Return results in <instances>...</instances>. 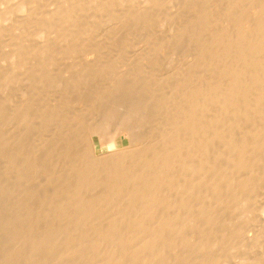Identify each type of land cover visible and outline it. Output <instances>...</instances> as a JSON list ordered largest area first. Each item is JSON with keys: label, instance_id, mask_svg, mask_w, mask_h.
<instances>
[{"label": "bare ground", "instance_id": "1", "mask_svg": "<svg viewBox=\"0 0 264 264\" xmlns=\"http://www.w3.org/2000/svg\"><path fill=\"white\" fill-rule=\"evenodd\" d=\"M2 1H3V3H5L7 5V7L4 6L6 8L3 10H2V8H0V37L5 35L8 32V30H9V32H8L9 36L11 33L14 34V32H15V35L14 36L12 35L13 37L10 39L12 41L10 42V44L8 43L11 46H12L11 43H13V45H15L14 47L12 46L13 48L10 47L12 52L9 56H11L15 61L14 67L15 68L21 67L20 70L23 68L22 67L23 64H28L30 62V60H37L38 58L35 59L36 57H38V56L44 57L43 55H47V54L52 55L53 53L54 54L60 53L63 56L70 57V55L71 56L73 54L77 55L79 53L80 54L81 53H83V54L87 53L89 55V53H91L93 51H95V52L97 51L96 53H99L101 51L103 52L105 50V49H103L104 48L103 43L105 41H108L109 44L107 42H105L104 45L108 44V45H111L113 47H114V45L120 44V50L119 49L118 50L122 51L124 49H127L128 46H131L132 40L134 41V39H136V38H138V39L141 38L142 40H145V41L147 40L148 42L150 41V43H151L150 48L152 50V53L153 52L154 53L160 52L164 49L171 48L174 45H175L174 47H177V46H180V47L183 46L184 47L185 46V48L187 47L189 50L188 53H190V55H192L194 57V59L197 58V60L199 61L198 66L203 67V69H201V68L200 69L205 70L204 72H201V70L199 71L204 76V77L202 76L203 78L201 77V79L199 77L197 78V79L201 80V83L199 85H196L195 88H193V89H189V91L186 90L188 92H184V91L181 92V93H184L182 96L185 95V98H188V99L190 98L192 101L191 103H189V107L187 108V110L182 112L183 114L180 115L181 118L183 117L184 122L178 124L181 128L187 130L189 133V138L186 140V142L183 141L181 145H178L179 144L178 140L182 141L183 136L181 137V139H179V136H172V133H171L170 138H169L170 140H167L166 139L167 135H165V133L168 132V130L164 131L165 130L164 127L160 126L161 128H163L162 131H163L165 136L162 138L161 137L158 138L157 136L152 137L155 140V141L151 140L152 138L150 139L151 141H154V142H151L152 145H148L147 147H145L141 151L138 149L139 154H137L136 157H132L131 161H129L128 165L123 160H122L123 162H121V159H123V154H124L123 152H128L130 149H133V147L130 148V145L133 142L126 147L115 148L110 153L104 152L103 155L96 156L95 159H93V162L96 161L94 163H97L99 165L101 163L102 165H104L103 167H105V165H107L108 172H107V170L104 169L105 172L110 174V177L112 176V177L117 178L116 180L118 181V182L115 181L114 183H112V186L110 189L111 193H109V195L107 193V198H105L106 200H104V201L109 200L113 204L115 202V200H114V198L112 199V197L117 196L120 193V191H118L120 186H121V193H122L123 192L122 185L124 183L127 184L126 182L129 183V181H130V185L128 184L129 186H127V187L129 188L131 186V188H133L134 191L130 190V192H127V193H129L132 198L134 197V199H131V197H129L133 201V202L130 201L131 203H133V205H130V207L128 206L127 208H130L132 210L133 207L137 206L138 208H134V209H136L135 211H137L138 209L141 211V213H139L140 215L137 213V215H134L135 217H133V215L132 216L129 215L130 217H133V218L128 219L127 221L129 222V220H132L134 223L131 221L132 224H130V222H129L128 223L129 227H127L128 229H126V227L124 229H121L120 227L118 228V225L115 224V222L113 221V223L110 225V227L112 226L113 228L111 227L109 230H107V228L103 229L102 227H97V228L94 227V230L92 229L93 231L92 230L89 231L90 229L86 230L89 232H85V231L79 232L80 229H78V228H77L78 229L77 231L76 230L74 231L73 229H72L73 231H70L69 229H66V230H55V229L49 230L48 229L47 230L48 232L47 231H39L40 233L37 232L39 235L38 237L40 238V240L38 242H40L41 244H39L40 246H39L38 251L36 250L38 252L39 256H41V255L44 256L45 254H47V253H45L46 252L45 250H49L48 248L46 249L44 245L47 246V244H49L50 246L49 245L48 246L51 247L52 242L55 239H58L59 237L63 238V240H62V238L59 239V240L63 241V243H61V244H64L65 241L78 240V241L82 242L81 243L82 246H83V243L85 245L86 244L91 245V247L83 248L85 246L84 245L83 247L77 248L74 250L72 248H75V247H72L71 248L72 252H70L71 251L70 249H69V252L66 249L67 252L66 253L63 252V254H61V252H60V254L63 255V256H61V255L60 256L65 258V259L63 258L62 260L58 259L59 258V255H58L59 253H57L58 251L54 252V253H57L58 257L56 259L60 260L59 262L58 261L57 262H53V261L52 262H47V261L42 262L41 261L39 264H167L168 262H183V263L184 262H186V263L187 262L188 263L189 262H216L215 257L209 258V257L205 256V254L202 256L201 255L198 256L196 254L197 253L198 254L205 253L204 250L206 249L207 246H209L206 244V240L209 236H211L210 235L212 233L211 231L217 230V233L219 234V232H220L219 230H221L219 227H221L222 229L227 228L228 223H227V220H225V217H227V215H229V214L234 213L235 207H237V208H238V206L243 207L244 204L247 203V201H249V198L250 199L252 198V195L254 197V192L256 191L258 182L262 181L264 179V114L262 116H260V114H261L260 109L264 107V0H219V2H222V4L225 3V5H226V3H227L230 5L229 9H228V10H230L229 15L227 13L228 12L227 10H226V12L224 11L225 8H224V10L221 9L222 13L219 15L217 14L216 9H214V11H213V8H214L213 6L216 7L215 4H217V3L213 4L214 0H6L5 2H4V0H2ZM1 3H0V5H2ZM221 5L218 4L219 7ZM222 6H224V4ZM226 7H228V6L226 5ZM218 8H217V10H218ZM220 11H218V12H220ZM213 12L214 13L216 12V14H214ZM248 14H249V17H248ZM216 15L218 16V18ZM215 23H219V25L218 24L215 25ZM229 24L232 25V28L234 31L228 30L229 27L227 28V26ZM229 29H231V28H229ZM10 31H12V32H10ZM229 31L233 32L232 35L230 34ZM6 35H8V34H6ZM5 36H3V37L5 38ZM2 40H3V38H2ZM154 40H155V43H154ZM156 40H158L159 43H157L158 41H156ZM129 41H131V42L129 43ZM148 42H145V43H148ZM129 44H131V45H129ZM5 45H7V44H4L3 46H5ZM147 45H149V43ZM117 46H115L116 49L119 47V46L118 47ZM2 47H0V48H2ZM185 48H183V49H185ZM233 48H235V51L237 52L235 56L233 55L235 52L232 53V51H234V50H232ZM4 49H3V51H4ZM174 49H173V51H175ZM98 50H101V51H98ZM110 50H112V49H110ZM144 50H145V48H144ZM185 50H187V49H185ZM0 52H2V49L0 50ZM4 52H6V51H4ZM179 52H181V51H179ZM80 54H79V56L83 55V54L82 55H80ZM136 54H138L137 51H136ZM149 54H151V53H149ZM168 54H170V53H168ZM173 54H174V52H173ZM126 55H127V53H126ZM180 55L183 56V54H179V56ZM232 55L234 56V58H231L229 60L228 58ZM127 56H129V55H127ZM49 57H50V55H49ZM129 57H131V56H129ZM129 57H128V59H129ZM88 58L90 59V57H88ZM185 58H187V57H185ZM3 59H5V57ZM45 59L48 61V58L45 57ZM63 60H64V58H63ZM63 60H61V61H63ZM92 60L95 61L94 59H92ZM189 60H191V59H189ZM40 61H41V63L45 62V61H43V59H40ZM75 61H77V60H75ZM194 61H196V59ZM35 62H37V61H35ZM51 62H53V61H51ZM113 62L115 63L116 61H113ZM97 63L99 64V62H97ZM216 63H217V65H216ZM35 64H37V63H35ZM86 64H88V63H86ZM98 64H97V66H98ZM173 65H174V63H173ZM198 66L196 65V67H198ZM214 66L217 67L218 73L216 72L215 69L213 71ZM1 68L2 67H0V69ZM10 69L11 68H9L8 70H10ZM11 70L15 71L16 69L15 70L11 69ZM8 72L10 73V71H8ZM212 72H214L215 76H216L215 73H217L218 75L220 74L221 76L219 75V77H218V75H217V77L214 78V76L212 75ZM20 75L22 77V74H20ZM20 75H18V76H20ZM177 75H179V74H177ZM180 75H181V73H180ZM198 75L199 74L197 73L196 75L191 76V77L195 78V76H198ZM222 76H224V79H222ZM2 77H3V75L1 76V74H0V78H2ZM5 78H4V81H6ZM217 78H219V80H217ZM11 79L14 80L16 78L14 77V79H13V77H12ZM32 79H33V77H32ZM88 79H89V77H88ZM2 80H3V78H2ZM12 80H10V81H12ZM19 81H21V80H19ZM19 81H17L15 84H17V83L21 84ZM33 81H34V79H33ZM33 81H32V83H33ZM7 82H8V80H7ZM79 82L81 83V81H79ZM84 82L86 83L87 81H84ZM0 83H1V80H0ZM69 83H71V82H69ZM72 84H74V83H72ZM72 84H71V86H72ZM163 84H165V83H163ZM2 85L3 84L1 83V85H0L1 89H3L1 87ZM4 86L7 88L6 84ZM8 86H9V84H8ZM190 86H193V85H190ZM1 89H0V91H1ZM217 89H220V91ZM215 91H216V93L218 91L221 92L219 94V96H218V93L216 95ZM8 92H6L5 94H7ZM0 93H2V92H0ZM5 94L2 93L1 98L3 97L2 95H5ZM6 96H4V98ZM8 96H10L9 93H8ZM107 97H108V94H107ZM192 98H193V100H192ZM3 100H6V98ZM114 100H115V98H114ZM60 101H61V99H60ZM62 102H63V100H62ZM170 102H173V101H170ZM70 103H72V102H70ZM1 104H0V116L3 115V111H4L3 106L5 105V104L4 105H1ZM9 104H11V103H9ZM108 104H109V102H108ZM158 105L160 106V104H158ZM187 105L188 104H186L185 106L187 107ZM79 106H80V104H79ZM160 107H162V105ZM109 108L112 109V107H110V106H109ZM128 108H129V106H128ZM177 109H179V108H177ZM183 109H185V108H183ZM257 109H259V110H257ZM106 110H107V108H106ZM57 111H58V109H57ZM99 111H100V109H99ZM128 111L130 112V110H128ZM111 112L109 113V115H111ZM117 112H118V110H117ZM80 113H82V112H80ZM107 113H108V110H107ZM157 113H158V111H157ZM262 113H263V110H262ZM4 114H5V112H4ZM97 114H98V112H97ZM7 115H8V112H7ZM113 115L114 114H112L111 116H113ZM115 115L117 116V113ZM135 115H138V113ZM144 115H146V114H144ZM81 116H83V115H81ZM93 116H95V115H93ZM99 116H102V115L99 114ZM107 116L108 115H106V117ZM116 116H115V118L117 120L118 118ZM142 116L140 114V117L139 116H137V117H139V119H140ZM180 116H178V117H180ZM47 117H45V118H47ZM137 117H135V118L137 119ZM145 117L146 116H144L143 118H145ZM75 118H77V117H75ZM93 118L95 119V117H93ZM101 118H103V116ZM122 118L125 119L124 115ZM143 118H142V121H146L147 117L145 118V120H143ZM186 118H188V122H187V120H185ZM1 119H2V116H1ZM82 119H84V118L82 117ZM6 120H9L8 117ZM6 120H4V121H6ZM15 120L18 121V118ZM129 120H132V117H131V119L129 118ZM178 120H179V118H178ZM183 120H181V121H183ZM2 121H3V119H2ZM83 121H85V120H83ZM113 121H115V120H113ZM119 121H120V118H119ZM123 121H125V120H123ZM53 122H52V124H53ZM76 122H79V120ZM120 122H119V124L117 123V126L115 124V128L113 127L114 129L110 128L111 129L110 130L109 128H106L107 130L109 129L108 134H106L104 132V130H106V129L103 128L104 130H102V126H101V123L99 121H98V123H100V124H98L99 126L93 125L92 127L87 128L86 129L87 134L85 136L80 137V135L85 134V131L83 130L84 129L83 128L82 132H84V134L79 133V137L77 136V138L75 137L76 138L75 140L73 139L74 142H77L79 147H82V149L80 148L81 151H83V149H84L83 152L80 151L81 155L82 154H83V156L86 155V157H84L86 159L87 156L90 157V155H88L87 154L88 152L87 151L85 152V150L88 149L89 147L96 149L95 136L100 135L102 137V140L103 141L105 140V142H106L109 140H114L115 137L120 133H125L127 131V129H125L126 127L125 128L122 127L120 125L122 122L121 123ZM0 123H1V121H0ZM159 123H161V122H159ZM104 124H105V122L103 123V126H105ZM109 124L112 126L113 123H109ZM166 124L168 125V122ZM130 125H132V124H130ZM147 125H149V124H147ZM164 125H165V123H164ZM178 125H176V124H175V126L172 125L171 127H169V129L172 127H173L172 129H175V128L177 129ZM43 126H44V124H43ZM100 126H101V128H100ZM136 126H138V125L136 124ZM0 127H3V126H0ZM6 128H7V126H6ZM64 128H65V126H64ZM73 128H75V127H71V129H73ZM165 128L168 129V126H165ZM0 129H3V128H0ZM128 131L126 132V134H128ZM159 131H160V129H159ZM159 131H157V132L160 134ZM0 132L2 133V131H0ZM4 132L5 131H3V133ZM129 132H131V130ZM147 132L148 131H146V133ZM1 133H0V157L4 156V153L6 152L5 151L6 150V148H5L6 142L3 140V139H5L4 137H6V136L3 135L4 137L2 138ZM167 134H170V132ZM128 135L130 136L131 134H128ZM161 135H163L162 132H161ZM18 136H19V134H18ZM71 136H72V134H71ZM131 136H130L131 141H133V138L134 139L137 138V137L135 138L133 136H132L133 137L132 138ZM142 137H144V134ZM155 138H157V139H155ZM147 139H149V138H147ZM158 139H160V140H158ZM164 139H166L167 141ZM61 140H63V139H61ZM150 140H148V142L145 141V143H149ZM175 141L178 142V144L176 143L177 145H173L170 143V142L175 143ZM139 142H141V140ZM13 143H16V142L14 141ZM65 145H66V143H65ZM74 145H75V143H74ZM131 146H133V145H131ZM137 146L138 145L136 144V147ZM86 147H88V148H86ZM67 148L65 150H67ZM52 152H54V151H52ZM132 153L133 152L131 151V155H133ZM125 155L126 154H124V156ZM71 156H73V155H71ZM93 156H95V155H93ZM5 158L1 157V159H5ZM92 158H94V157H92ZM92 158H90V159H92ZM190 159H194V163L192 162L193 160H191V162L193 164L190 162ZM16 163H17V161H16ZM1 164L2 163L0 162V166L5 168V166L1 165ZM3 164L6 165L7 163H3ZM86 164H88L87 160H86ZM134 164L144 165L142 168L143 169L145 168L146 170L143 172L142 171L135 172L134 171L135 168L133 170L130 169V168L134 167ZM176 165H178L177 167L179 168L180 177L182 174H184L186 172H192L194 174L195 177L194 176L193 177L195 178L196 183L198 184V186L199 185L202 186L201 188H197L198 190H201V189L204 190L205 187H203V185L207 186V188H208V184L210 183V186H209L210 190L209 191L211 193H210V195H208L209 197L207 196L206 193H205V195H206L205 196L203 194V192L202 193L198 192V196H196L197 198H195L196 199V201H195L196 205L198 204L197 213L195 215L189 217V218H187L188 217L187 215H186L187 217H184L185 214L183 215V217H181L182 215L181 216L179 215L180 217L176 216L175 219H178V218L179 219L180 218L186 219L187 218V220L189 221V226H190L189 229H186L184 227L185 229H183V230L182 229L181 230H178V229L169 230V229H171L172 225L170 223L167 225L166 221H164V220H166V218L169 219L168 218L169 215L168 216L165 215V219H163L164 216L162 219H161V217L159 218L160 225H157V228H153V226L155 227V225H153L151 229L148 227H144V228H148V229H143L142 228L143 226H146V225L148 226V223H146L147 221L145 219L155 218L151 212L155 209L154 206L157 204V202L160 201L158 196H160V195L162 196V194H164L162 192L164 187L173 188L174 190H175V188L176 189L178 188V186H179L178 181L179 180L177 181V180H175V178L171 177V175H173V173H171L169 175L172 168H173V171H175L174 167ZM16 166H19V165L15 164V167ZM150 167L153 169L152 173L148 172L149 171L148 169ZM140 168L141 167L139 165V168H137V170H139ZM0 169H2V168H0ZM71 169H73V168H71ZM2 170H6V169H2ZM2 170H0V171H2ZM9 171H11V170H9ZM92 171H94V170H92ZM57 172H59V171H57ZM88 172L86 173L87 176L82 175L81 178L79 177L80 179H82V180L79 179L80 183L87 178L93 179V177H94V180L96 179L98 181L99 178L97 176L92 177V175L95 173L89 174ZM23 173H25V172H23ZM88 174H89V176L91 175V177H89ZM0 175L5 176V174L3 172ZM100 175L102 176V173ZM98 176H99V173H98ZM2 178H4V177H2ZM7 179L8 178L6 177V180ZM16 179H17V177H16ZM105 179H107V178H105ZM177 179H179V176ZM113 180H115V179H113ZM0 181H2V179H0ZM111 181H112V179H111ZM20 182H22V181H20ZM89 182H90V180H89ZM108 182H110V180H108ZM188 182H190V181H188ZM6 183H7V181H6ZM107 185L109 186V184H107ZM161 185H163V186H161ZM186 185H187L186 187H188V184H186ZM117 187H119V188L117 189ZM28 188H29V186H28ZM76 188L79 189V186H77ZM76 188L74 190H76ZM193 188L195 189V187H193ZM207 188L205 190H207V193H208L209 191ZM108 190H109V188H108ZM189 190H191V189L189 188ZM78 192L79 191H77V193ZM29 193L31 194V192H29ZM71 193H72V191H71ZM100 193H102V192H100ZM167 193H168V191H167ZM184 193L185 192H183V194ZM129 194H128V196H129ZM177 194H178V192H177ZM187 194H188V192H187ZM101 196H102V194H101ZM161 196H160V198H161ZM72 197L74 198V196H72ZM129 198H128V200H129ZM13 200H15V199H13ZM113 200H114V202H112ZM124 200H125V198H124ZM128 200H126V201H128ZM206 200L210 201L209 203L207 202L208 205H206ZM137 201H140V202L138 203ZM184 202H188V201H184ZM88 203H90V202H88ZM93 203H95V202H93ZM117 204H119V203H117ZM126 204H129V203H126ZM126 204H124V205L122 204V205L126 207L127 206ZM137 204H139V205H137ZM158 204H157V206L160 205V204L159 205ZM163 204H164V202H163ZM185 204L187 206V203H185ZM83 206H84V208H87V206L86 207H85V205H83ZM93 206H90L92 208V210L89 209L90 207L87 208V209H89L88 211L91 210L89 213H87V214H89V215H87V218H89V216H91L90 217L91 219L96 218L97 214L99 212H101V210H102L101 208H99L100 209V211H99L98 208H94ZM191 206L194 209L193 202H192ZM253 207H255V206H253ZM102 208H104V207H102ZM127 208H125L126 211L127 210L130 211V209H127ZM168 208H169V206H168ZM123 209L124 208H121V211ZM112 211H114V210H112ZM132 212H134V211L132 210ZM125 214H127V213H125ZM134 214H136V212H134ZM58 215H60V214H58ZM103 215H105V214H103ZM3 216H4V214H3ZM123 217H126V215H124ZM123 217L121 216V219H126ZM87 218H86V220H87ZM237 218L239 220L241 219V218H239V216H237ZM113 219L115 220L114 217H113ZM118 219L119 218H117V220ZM184 219H182V220H184ZM58 221H59V219H58ZM150 221H148V222H150ZM228 221H229V219H228ZM185 222H187V221H185ZM152 223H149V226H151ZM229 224H230V222H229ZM77 225H79V224H77ZM102 225L104 226V224H101V226ZM121 225H124V224L121 223ZM62 226H61V228H62ZM86 228H87V226H86ZM246 230H247V228H246ZM242 231L244 232V229ZM213 233H216V231ZM220 234H221V232H220ZM220 234H219V236H220ZM39 238H37V239H39ZM59 240L57 241L58 244H59ZM96 240L99 241L98 244H96L97 243ZM62 241H60V242H62ZM242 241H243V239H242ZM55 242L56 241H54L53 244L56 246L57 243L55 244ZM102 242H108L111 245H107L108 243L107 244L104 243V244H106V245H104ZM207 242H208V240H207ZM159 243H161V244H159ZM242 243H244V242H242ZM42 244H43V246H42ZM61 244H59V247ZM79 244H78V247L81 246ZM163 244H166V245H163ZM162 245H163V247H162ZM177 245L183 247V248H181L183 251L181 250L179 252L176 249V247H178ZM36 246H38V244H36ZM55 246H52V249L53 248L59 249L58 247H55ZM63 246L64 245H62V250H63ZM69 246L70 245L68 244V247H65V248H69ZM71 246H73V245H71ZM76 247H77V244H76ZM50 250H51V248H50ZM50 250H49L48 254H50L52 252ZM91 251L96 252V254H97V260L96 261H93L91 259V258H94L96 256L95 255L94 257H92L91 254H93V252H91ZM17 254L18 253H16V255ZM89 254H90L91 258L88 257ZM11 256L13 257V254ZM7 257H8V255H7ZM43 258H41L40 260H42ZM34 261H35V259H34ZM73 261H75V262H73ZM186 263H184V264H186Z\"/></svg>", "mask_w": 264, "mask_h": 264}, {"label": "rangeland", "instance_id": "2", "mask_svg": "<svg viewBox=\"0 0 264 264\" xmlns=\"http://www.w3.org/2000/svg\"><path fill=\"white\" fill-rule=\"evenodd\" d=\"M5 1L6 0H4V2ZM216 1L214 0V3H213V4L217 3V4H215L216 7L213 6L214 7L213 11H214V9H216L217 14L219 15L222 13V10H224V8H225L224 11L226 12V10H227L228 11L227 13L229 15L230 10H228V9H229L230 5L226 3V5L228 6V7H226L225 3H223L224 6H222L223 5L222 2H219V0H216ZM0 3L2 4V5H0L1 6L0 8H2V10L7 7V5L5 3H3L2 0H0ZM218 4L219 5L222 4V5L219 7ZM4 6H6V7H4ZM217 8H218V10H217ZM219 9L220 10L222 9V10L220 11ZM218 11H220V12H218ZM214 14H216V12ZM248 17H249V14H248ZM217 18H218V16H217ZM216 24L219 25V23H215V25ZM228 27L231 29H229ZM227 28H228V30L234 31L232 28V25H230V24L227 26ZM8 32H9V30H8ZM8 32L7 33L5 32L8 35H6L5 33L4 34L6 36L3 35V36H5V38L3 36L0 37V39H1L0 40V47H2L4 44H7V45L3 46L2 48H0V50L2 49V52H0V54H1L0 55V67H2L0 69V74H1V76L3 75V77H2L3 80H2V78H0L1 83L3 84L1 86L3 89L0 88L1 89L0 92L5 94L6 92L9 91L8 93L10 95V96H8V93L5 95H2L3 99L6 98V100H3L1 98L2 93H0V98H1L0 104L1 103H2L1 105L5 104L3 106V108H4L3 115H1L2 119H3V121L6 120L7 117L9 119V120H6L3 122L1 119V116H0V121H1L0 126H3L0 128L4 129V130L0 129V131H2V133H3V131H5L4 132L5 134L4 133L2 134L1 132L0 133L2 135V138L4 136H6V137H4L5 139H3L6 142L5 143V148H6L5 151L6 152L4 151L5 152L4 156L6 158L4 156H1L2 158H5V159H1V157H0V159H1L0 162L2 163L1 165L5 166V168H3L1 166H0V168L6 169V170L0 169V170H2V171H0V174H2V172L5 174V176L0 175V179H2V181H0L1 182L0 183L1 184L0 185V188H1L0 189V211H1L0 212V264H36V263L39 264L41 261L42 262H46V261L47 262H52V261L53 262H57V261L59 262L60 260H58V259L62 260L64 258V257H61V256H63V255H61V254H63V252L64 253H66L67 251L69 252V249L71 250L72 247H75V248H72L73 250L77 249V248H81L85 244L83 243V246H82V244H81L82 242L78 241V240H74V241H65L64 240L66 243L64 242V244H61V243H63V241H62L63 238L59 237L58 239L54 240V241H56L55 244L57 243L56 246L53 244L54 241L51 244L52 246L58 247L59 249H57V248L52 249V246L49 247L50 246L49 244H47V246L44 245L46 249L48 248L50 250V248H51L50 251H52L51 253L53 255L51 253L48 254L49 250H45L46 251L45 253H47V254H45L44 256H42V255L39 256V254L37 252L39 249V246H40L39 244H41L40 242H38L40 240V238L38 237L39 236L38 233H40L39 231H47L48 229L49 230H54V229L55 230H66V229H69L70 231H73V230L77 231L78 229H80L79 232H81V231L89 232L92 229L94 230V227H96V228L102 227L103 229L107 228V230H109L112 227V226L110 227V225L113 223V221L115 222V224L118 225V228L120 227L121 229H124L126 227V229H128L127 228V227H129L128 223L130 222V224H132L131 223L132 220H129V222L127 220L135 217L134 215H137V213L138 214L141 213V211L139 209L137 211H135L136 209H134V208H138L137 206L133 207V208L131 207L132 210L134 212H136V214H134V212H132V210L130 208H127L128 206L130 207V205H133V203H131L130 201H132L131 199H134V197L132 198L130 196V194L127 193V192H130V190L134 191L133 188H131V186L129 187L130 189L127 187L130 185V181H129V183L126 182L127 184L124 183L122 185V190H123L122 193H121V186H120V188L117 187V189L119 188L118 191H120V193L117 196L112 197V199L114 198V200H115V202H114V200L112 202H114L115 204L114 203L112 204L109 200L104 201V200H106L105 198H107V193H108V195H109V193H111L110 189H111L112 183H114L115 181L116 182H118V181L116 180L117 178L112 177V176H111L112 177L111 178L110 174L105 172V170H107V172H108L107 165H105V167H103L104 165H102L101 163H100V165L97 163H94L96 161L93 162V159H95L96 156L103 155L104 152L110 153L115 148H123V147H126L133 142L131 144L133 146L130 145V148L133 147V149H130L128 152H123L126 155L124 156V154H123V159H121V162L124 161L128 165L129 161H131V158L136 157L137 154H139V150L141 151L142 149H144L148 145H152L151 142L155 141L152 137L157 136L158 138H160V137L162 138L165 135H167L166 139L170 140L169 138H170V135L172 133V136H179V139H181V137L183 136L182 137L183 139H182V141L178 140L179 144L177 141H175V143L170 142L171 144L181 145L183 141L186 142V140L189 138V133L187 130L181 128L178 124L184 122L183 117L181 118L180 115L183 114L182 112L187 110V108L189 107V103H191L192 101L190 98L189 99L185 98V95L182 96L184 93H181V92H183V91L188 92L189 89H193V88H195L196 85H199L201 83L200 79L203 76V74L201 72H204L205 70H201V69H203V67L198 66L199 61L197 60V58H195L197 62L194 61L195 59L192 55H190V53H188L189 50L187 47L185 48V46L184 47L182 46L183 48L187 49V50H185L180 46L174 47L175 46L174 45L171 48H167V49L160 51L161 53L160 52H156V53L153 52L152 53V50L150 48L151 47L150 41L148 42L147 40L145 41V40H142L141 38L140 39L136 38V39H134V41L132 40V42L129 41V43L131 42L132 45L131 44H129L131 46L127 45L128 48L126 47L127 49H124L126 52L122 49H121L122 51H119L120 50V44H117L119 47L117 45H114V47L115 46L118 47L116 49V47L114 48L113 46L108 45L109 44L108 41H105L108 43L107 44L108 46L106 44H105L106 46L104 45L105 42L103 43L104 48L103 47L102 48L105 49L103 52L101 50H98V51H101L99 53H96L97 51L96 52L93 51L94 53L91 52V53H89V55L87 53H85V54L79 53L80 55L83 54L82 56H79V54L76 53L77 55L73 54L74 56L70 55V57L63 56L60 53L59 54L53 53L52 55L47 54V55H43L44 57H41V56L36 57L35 59L38 58L37 60H30L29 63L27 62L28 64H23V66H22L23 70L22 69L20 70L21 67H19V68L14 67L15 61L11 56H9L12 52L10 47L15 46V45H13V43H11L12 46L9 45L10 42L12 41L10 39L15 35V32H14V34L11 33L10 36H9ZM10 32H12V31H10ZM232 33L233 32H230L231 35H232ZM2 38H3V40H2ZM156 41H158V40H156ZM135 42L136 43L138 42V43L136 44ZM145 42H148L149 45H147L148 43H145ZM154 43H155V40H154ZM157 43H159V41ZM144 48H145V50H144ZM172 48L173 49L175 48L174 49L175 51H173ZM3 49L6 52H4ZM110 49H112V50H110ZM232 50H234V51H232V53L235 52L233 54L235 56L237 53L235 51V48H233ZM136 51L138 54H136ZM179 51H181V52H179ZM173 52H174V54H173ZM126 53H127V55H129L131 57L127 56ZM149 53H151V54H149ZM168 53H170V54H168ZM178 53L183 54V56H181V55L179 56ZM49 55H50V57H49ZM232 56H230L228 59L230 60L231 58H234V56L233 57ZM2 57L3 58L5 57V59H3ZM45 57L48 58V61L45 59ZM88 57H90V59ZM128 57H129V59H128ZM185 57H187V58H185ZM63 58H64V60H63ZM40 59H43V61H45V60L46 61L41 63ZM92 59H94L95 61H93ZM189 59H191V60H189ZM61 60H63V61H61ZM75 60H77V61H75ZM35 61H37V62H35ZM51 61H53V62H51ZM113 61H116V62L114 63ZM97 62H99V64ZM35 63H37V64H35ZM86 63H88V64H86ZM173 63H174V65H173ZM97 64H98V66H97ZM196 65L199 68L196 67ZM216 65H217V63H216ZM9 68H11L13 70L16 69V70L15 71H12L11 69L8 70ZM214 69L218 73L217 67L214 66L213 71H214ZM200 70H201V72H199ZM8 71H10V73ZM180 73H181V75H180ZM195 73L196 74L198 73L199 75L195 76V78H192L191 76L196 75ZM217 73H215L216 74V76H215L214 72H212V75L214 76V78L217 77V75H218ZM20 74H22V77ZM177 74H179L180 76ZM18 75H20V76H18ZM219 75H218V77H219ZM12 77H13V79H14V77L16 79L12 80L11 79ZM32 77H33L34 81H33ZM88 77H89V79H88ZM198 77L200 79H197ZM4 78L6 79V81H4ZM222 79H224V76H222ZM7 80H8V82H7ZM10 80H12V81H10ZM19 80H21V81H19ZM78 80L81 81V83ZM83 80L87 81V82L85 83ZM217 80H219V78H217ZM17 81H19L21 84H19V83H17L18 85L15 84ZM32 81H33V83H32ZM69 82H71V83H69ZM1 83H0V85H1ZM7 83L9 84V86ZM72 83H74V84H72ZM163 83H165V84H163ZM5 84H6L7 88L4 86ZM71 84H72V86H71ZM190 85H193V86H190ZM186 90H188V91H186ZM217 90L220 91V89H217ZM216 91H215V93H216ZM219 91L217 92L218 96L221 93ZM106 93L108 94V97H107ZM217 93H216V95H217ZM4 96H6V97L4 98ZM114 98H115V100H114ZM60 99H61V101H60ZM62 100H63V102H62ZM192 100H193V98H192ZM170 101H173V102H170ZM70 102H72V103H70ZM108 102H109V104H108ZM9 103H11V104H9ZM79 104H80V106H79ZM158 104H160V106L162 105V107H160ZM186 104H188L187 107L185 106ZM109 106L112 107V109H110ZM128 106H129V108H128ZM182 107L185 109H183ZM106 108L108 110V113H107ZM177 108H179V109H177ZM57 109H58V111H57ZM99 109H100V111H99ZM261 109L263 110V113H262ZM261 109H260V112H261L260 116H262L264 114V107ZM117 110H118V112H117ZM128 110H130V112ZM257 110H259V109H257ZM157 111H158V113H157ZM4 112H5V114H4ZM7 112H8V115H7ZM80 112H82V113H80ZM97 112H98V114H97ZM110 112H111V115L114 114L113 115L114 117L109 115ZM136 112L138 113V115H135V114H137ZM116 113H117V116L115 115ZM99 114L102 115L103 118H101L102 116H99ZM140 114H141V116L142 115L143 116L139 119ZM144 114H146V115H144ZM43 115L45 117H47V116L48 117L45 118ZM81 115H83V116H81ZM93 115H95V116H93ZM106 115H108V116L106 117ZM123 115H124L125 119L122 118ZM74 116L77 118H75ZM115 116L118 118L117 120H116ZM137 116H139V117H137ZM144 116L147 117V118L145 117L146 121H142V118ZM178 116H180V117H178ZM82 117L84 119H82ZM93 117H95V119ZM131 117H132V120H129V118L131 119ZM135 117H137V119ZM17 118H18V121L15 120ZM119 118H120V121L121 120L122 121L125 120V121H123V122L121 121L122 122L121 123L119 121ZM145 118H143V120H145ZM178 118H179V120H178ZM112 119L115 121H113ZM78 120H79V122H76ZM83 120H85V121H83ZM181 120H183V121H181ZM185 120H187V122H188V118H186ZM98 121L101 123L102 130H104L106 128L114 129L115 124L117 126V123L119 124V122H120L121 123L120 125L124 128L126 127L125 129H127V131L129 129L131 130V132H129L130 130L128 131V134H131L133 137H135V138L137 137V138L134 139L130 135L133 138V141H131L130 136L128 134H126L127 131L125 133L118 134L114 140H109L106 142H105V140L104 141L102 140V137L100 135L95 136L96 149H93L91 147H89V148L86 147L88 149H86L85 152L87 151L88 152L87 154L90 155V157L87 156V158L85 159L84 157H86V155L85 154H84L85 156H83V154L81 155V152H83L84 149H83V151H81L80 148L82 149V147H79L77 142H74V140L77 138V136L79 137V133L84 134V132H82L83 130L85 131V134L80 135V137L85 136L87 134L86 129L92 127L93 125L97 126L98 124H100V123H98ZM52 122H53V124H52ZM104 122H105V124H104L105 126H103ZM159 122H161V123H159ZM167 122H168V125L166 124ZM109 123H113L112 126ZM164 123H165V125H164ZM43 124H44V126H43ZM130 124H132V125H130ZM136 124L138 126H136ZM147 124H149V125H147ZM175 124L178 125L177 129L176 128L172 129L173 127L169 129V127H171L172 125L175 126ZM6 126H7V128H6ZM64 126H65V128H64ZM101 126H100V128H101ZM160 126L164 127V129H165L164 131L168 130V132H166L165 135L162 131L163 128H161ZM165 126H168V129H166L167 127L165 128ZM71 127H75V128L71 129ZM159 129H160V131H159ZM108 130L106 129V130H104V132L106 134H108V132H109ZM146 131H148V132L146 133ZM157 131H159L160 134ZM161 132L163 135H161ZM169 132H170V134H167ZM18 134H19V136H18ZM71 134H72V136H71ZM143 134H144V137H142ZM147 138H149V139H147ZM61 139H63V140H61ZM68 139L69 140L71 139L72 141L71 140L69 141ZM150 139L154 140V141H151ZM155 139H157V138H155ZM166 139H164V140H166ZM140 140H141V142H139ZM148 140H150V142H149L150 144L145 143V141L148 142ZM158 140H160V139H158ZM12 141L13 142L15 141L16 143H13ZM65 143H66V145H65ZM74 143H75V145H74ZM136 144L138 145L137 147H136ZM66 148H67V150H65ZM52 151H54V152H52ZM131 151L133 152L132 153L133 155H131ZM71 155H73V156H71ZM93 155H95V156H93ZM91 156L94 158H92ZM90 158H92V159H90ZM86 160H87L88 164H86ZM191 160H193L192 162L194 163V159H190V162H191ZM16 161H17V163H16ZM3 163H7V164L5 165ZM15 164H17L19 166L15 167ZM139 165L141 168L139 170H137V168H139ZM143 166L144 165H141V164H137V165L134 164V167H132L130 169L133 170L135 168V170H134L135 172H139V171L143 172L146 170L145 168L144 169L142 168ZM177 166L178 165H176L174 167L175 171H173V168H172L169 175L171 173H173V175H171V177L175 178V180H177V181L179 180L178 181V183H179L178 188L177 189L175 188V190H174L173 188L164 187V189L162 191L164 194H162V196L160 195L161 198H160V196H158L159 200L160 201L162 200L161 201L162 203L160 201H158L157 204L159 203L160 205L158 204L159 206H157V204H156L154 206V208L156 210L154 209L151 212L155 218L145 219L147 221L146 223H148V226L147 225L143 226L142 227L143 229H148V228L151 229L153 225H155V227L153 226V228H157V225H160L159 218L161 217V219H162L164 216L163 219H165V215L166 216L169 215L168 216L169 219L166 218V220H164V221H166V224L168 225L170 223L172 225L171 229H169V230H174V229L175 230L176 229H178V230L182 229L183 230L185 228L189 229L190 226H189V221L187 220V218H189V217H191L197 213L198 204L196 205V202H195L196 199L195 198H197L196 196H198V192H201V193L203 192L204 195L206 193L207 196L210 195V193H211L209 191L210 190V187H209L210 183L208 184V188H207V186L203 185V187H205V189L206 188L208 189L209 194L207 193V190H205V189L204 190L206 192L203 189L198 190L197 188H201L202 186H200V185L198 186V184L196 183V180L194 178L195 177L194 174L192 172H186V173L182 174L180 177L179 168ZM70 167L73 169H71ZM9 170H11V171H9ZM92 170H94V171H92ZM148 170H149L148 171L149 173L153 172V169L151 167ZM57 171H59V172H57ZM23 172H25V173H23ZM87 172L89 174L95 173L92 175V177L97 176L99 178L98 181L99 180L100 181L98 182L96 179L94 180V177H93V179L87 178V179H85L86 181L84 180L85 182L82 181L83 183L82 182L80 183V180H82V179H80L81 176L82 175L87 176V174H86ZM100 172L102 173V176L100 175L101 174ZM98 173H99V176H98ZM89 174H88V176H89ZM15 176L17 177V179ZM178 176H179V179H177ZM2 177H4V178H2ZM6 177L9 180L8 179L6 180ZM89 177H91V175ZM105 178H107V179H105ZM111 179H112V181H111ZM113 179H115V180H113ZM89 180H90V182H89ZM108 180H110V182H108ZM6 181H7V183H6ZM20 181H22V182H20ZM188 181H190V182H188ZM107 184H109V186ZM186 184H188V187L191 190H189V188L186 187L187 186ZM28 186H29V188H28ZM77 186H79V189L76 188ZM161 186H163V185H161ZM193 187H195V189ZM75 188H76V190H74ZM108 188H109V190H108ZM71 191H72V193H71ZM77 191H79V192L77 193ZM167 191H168V193H167ZM29 192H31V194ZM100 192H102V193H100ZM177 192H178V194H177ZM183 192H185V193L183 194ZM187 192H188V194L189 193L190 194L188 195ZM101 194H102V196H101ZM128 194H129V196H128ZM72 196H74V198ZM129 197H131V199ZM124 198H125V200H124ZM128 198H129V200H128ZM11 199L12 200L15 199V200L12 201ZM126 200H128V201H126ZM184 201H188V202H184ZM88 202H90V203H88ZM93 202H95V203H93ZM137 202L139 203L140 201H137ZM163 202H164V204H163ZM192 202H193L194 209L191 206ZM207 202L209 203L210 201L206 200V205H208ZM117 203H119V204H117ZM126 203H129V204H126ZM185 203H187V206ZM247 203H245L243 207L242 206H238V208L235 207L234 213L229 214V215L226 214L227 217H225V220H227L229 227L227 226V228H224L226 231L224 229H222L221 227H219L221 229V230H219L221 232V234L218 231L220 236L217 233V230H212L211 231L212 233L210 234L211 236H209L207 238L209 243L206 240V244L209 245L206 247L207 250L206 249L204 250L205 253H201V254L197 253L196 254L198 256L199 255L202 256L205 254V256H207L209 258L215 257L216 262H189V263L184 262V263H186V264H264V179L262 181L258 182L256 191L254 192V197L252 195V198L251 199L249 198V201H247ZM122 204L123 205L126 204L127 206L125 207ZM83 205H85V207L87 206V208L94 205L93 206L94 208H98V209L101 208L102 210H101V212H99L100 211V209H99V211H98L99 213L97 214V217L92 218L93 219L92 220L90 218L91 216H89V218H87V215H89L87 213H89L92 210V208L90 207L89 209H91V210L88 211L89 209L84 208ZM137 205H139V204H137ZM167 205L169 206V208ZM253 206H255V207H253ZM102 207H104V208H102ZM121 208H124L123 209L124 211L123 210L121 211ZM125 208L130 209V211H128V210L126 211ZM112 210H114V211H112ZM125 213H127V214H125ZM3 214H4V216H3ZM58 214H60V215H58ZM103 214H105V215H103ZM120 215L122 217L124 215H126V217H123L126 219H121ZM129 215L130 216L133 215V217H130ZM179 215L180 216L182 215L181 217H183V215H184V217H187V216L188 217L186 219H184V218L175 219L176 216L180 217ZM237 216H239V218H241L242 220L240 219L241 220L240 221L237 218ZM85 217L87 218V220ZM113 217L115 218L116 221L113 219ZM117 218H119V219L117 220ZM58 219H59V221H58ZM182 219H184V220H182ZM228 219H229V221H228ZM148 221H150V222H148ZM185 221H187V222H185ZM229 222H230V224H229ZM121 223L124 225H121ZM149 223H152V225L150 224L151 226H149ZM77 224H79V225H77ZM101 224H104V226L103 225L101 226ZM61 226H62V228H61ZM86 226H87V228H86ZM144 227H148V228H144ZM246 228H247V230H246ZM243 229H244V232L242 231ZM86 230H89V231H86ZM215 231H216V233H213ZM37 238H39V239H37ZM61 238H62V240H59ZM242 239H243V241H242ZM58 240H59V244H61L60 247H59V244L57 242ZM60 241H62V242H60ZM96 242H95L96 244L99 243V241H97V240H96ZM242 242H244V243H242ZM102 243L107 244L108 242H102ZM36 244H38V246H36ZM68 244L70 245L69 248H65V247H68ZM76 244H77V247H76ZM78 244L81 246L78 247ZM106 244H104V245H106ZM159 244H161V243H159ZM62 245H64L63 250H62ZM71 245H73V246H71ZM107 245H111V244L108 243ZM163 245H166V244H163ZM163 245H162V247H163ZM42 246H43V244H42ZM87 247H91V245L86 244L83 248H87ZM181 248H183V247H181V246L176 247V249L179 252L182 250ZM66 249H67V251H66ZM54 252L59 253L58 259H56L58 257L57 253H54ZM60 252H61V254H60ZM70 252H72V250ZM91 252H93V254L95 253L94 255L90 253L91 256L94 257L96 255L95 256L96 258L95 257L91 258L90 254L88 257H90L93 261H96L97 260L96 252H94V251H91ZM16 253H18V254L16 255ZM12 254H13V257L11 256ZM7 255H8V257H7ZM33 258L35 259V261ZM41 258H43V259L40 260ZM73 262H75V261H73ZM168 263L169 264H184L183 262H168Z\"/></svg>", "mask_w": 264, "mask_h": 264}]
</instances>
